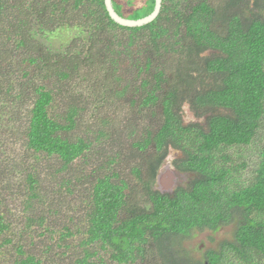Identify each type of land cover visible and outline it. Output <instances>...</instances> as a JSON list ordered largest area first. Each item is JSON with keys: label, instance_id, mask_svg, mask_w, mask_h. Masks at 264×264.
<instances>
[{"label": "trees", "instance_id": "1", "mask_svg": "<svg viewBox=\"0 0 264 264\" xmlns=\"http://www.w3.org/2000/svg\"><path fill=\"white\" fill-rule=\"evenodd\" d=\"M111 1L129 19L155 5ZM222 1L219 8L210 0H162L155 19L132 27L116 23L104 0H0V145L14 141L18 152L10 171L25 186L23 213L41 201V156L63 173L92 151L90 140L74 135L82 110L73 103L57 110L64 98L84 89L97 98L94 110L103 99L117 101L112 118L96 119L111 125L116 139L120 112L149 115L138 137L109 155L128 164L142 156L141 162L125 176L111 171L93 180L82 229L65 227L42 254L21 237L33 223L46 233L47 217L26 215L25 226H13L16 212L1 197L8 183L0 181V249L11 246V264H56L49 252H65L78 232L74 264H99L101 251L115 264H222L227 249L240 264H264V145L246 180L239 177L247 162L232 164L227 153L258 141L264 128V0ZM65 28L76 30L68 44L54 49L41 40ZM183 104L194 121L183 120ZM172 148V164L186 181L160 192L151 183ZM61 187L67 184L58 187L62 198ZM230 224L231 240L207 249L203 261L185 245L196 232Z\"/></svg>", "mask_w": 264, "mask_h": 264}, {"label": "rangeland", "instance_id": "2", "mask_svg": "<svg viewBox=\"0 0 264 264\" xmlns=\"http://www.w3.org/2000/svg\"><path fill=\"white\" fill-rule=\"evenodd\" d=\"M210 1L213 5H216V7L219 8L223 2L222 0ZM138 3L139 0H132L131 5L136 6ZM125 13L126 16L130 15L127 11ZM75 33L76 30L73 29H60L54 35L49 36L48 39L41 37V40L50 48L55 49L68 44L70 40L76 36ZM212 53V51L206 50L203 55H211ZM127 72L129 71L127 70ZM126 79L127 77L125 76L123 82H126ZM126 94L130 95L129 93ZM126 94L124 95L126 96ZM95 102H97V98L92 100L90 93L82 89L77 96H68L64 98L58 105L57 110L61 111V113L64 112L63 109L66 107V105L70 103L77 105L78 108L82 110L81 114L83 113V115H85L84 122L78 126L74 135L90 140V149H92V151H89L90 155L86 156L84 159L75 161L71 165L70 169L64 170L63 173L55 171L57 167L56 160H51V157L44 158L41 156V160L39 161L40 167L43 170L41 177L42 184L40 187L42 188L41 201L38 205L30 208L29 212L23 213L21 211V209H23L24 203L20 201L21 199L19 196L24 192L25 186L18 175L11 173V160H14L15 154L18 153L15 152L16 147L14 145V141H12L11 144L5 146L0 145V181L8 183V190H5L6 194L2 193L1 197L4 199V207L6 209L9 208L12 212H16L14 215L16 218L13 219V226H19L21 222L22 225L25 226L24 223L26 220L24 219L22 221L20 218H26V215L34 217L44 215L47 217L45 225L48 226L49 230L46 233L41 232L42 230L38 228V225L33 223L29 229L30 231L27 229V231H25L21 237L24 241L26 240L27 247L30 249L33 247L34 250L39 254H42L44 244L50 243L52 241V237L55 238V236H58L57 233L61 230H64L65 227H70L73 231H76L81 225L79 231L82 229L83 223L81 218H83L84 212L86 210L84 201L88 199L89 187L91 186V182L93 180L98 178V176L104 175L111 171L121 173L123 176H125L124 174L129 172L132 165L141 162L142 156L141 158L139 156L135 157L132 163L128 160V162L132 164L130 165L124 160L119 162V157H117L116 160H112V157H109V155L112 154L111 156H113V150L115 148L116 150H119L123 144L125 145L126 142H129V139L131 140L132 138H137V134L142 132L143 127L146 126V120L149 115L143 113L125 116L120 112L122 118L120 116L121 124H119L118 130H120L121 138L116 139V134L111 125H107L105 123L100 126L96 119L103 117L112 118L114 113L118 112V103H114L117 101L112 99H103L100 104L101 106H99L97 110H94ZM122 102H124L125 106L128 105L126 100ZM182 115L185 122L195 120V117L192 115L186 104L182 105ZM199 121H202V119ZM157 123H159V120L155 118L152 121L153 127L156 126ZM99 130H103L108 134L99 137L97 136V132ZM132 130H135L136 133L132 134ZM13 133L14 135H12V139L14 137L16 138L15 131H13ZM260 133L261 137L258 138V141L253 142L249 146H237L227 149V153L231 157L232 164L239 163L242 160L247 162L246 171H240L241 175L239 179L241 180H246V178H250L252 175L251 170L256 164L255 158L258 155L257 148L264 145V128H262ZM127 134H131V136ZM3 136L5 138V135ZM94 150L96 153L93 152ZM175 152L176 151L173 148L168 149L162 164L171 161V159H173L176 155ZM165 172H167V176L169 174L175 175L176 178L178 176L176 173L174 174V172L169 168ZM44 174H47L48 177H45ZM1 182L0 184L3 187L5 184ZM232 182L236 183V180L232 179ZM63 183L67 184V190H65L66 187H61L63 190V196L61 198L57 191L59 185ZM151 185H153L155 188L156 186L161 187L159 181L156 179L153 180ZM138 188L135 190L137 194V200L140 202V205H147V202L145 203V195L142 193L141 189ZM234 228V224H230L219 228L215 232H211L210 230L196 232L194 237L190 238L185 243V245L192 251L194 257L203 261V254L207 249H218L220 247V243L223 240H231ZM31 236H33V238ZM80 237L81 234L78 232V234H75L70 239H68L69 247L67 249L65 248V252L63 250L58 251L57 248L51 252L48 251L50 256H52V259L56 260V264H74V259L81 252V247L77 244ZM10 248L11 246L8 245L0 249V264H11L10 259L12 258V252ZM59 252L61 253L59 254ZM225 252L228 259L225 257L222 264H240L237 261L238 258L233 256L228 249ZM99 255L101 256L99 264H115V262L109 257L108 251H101Z\"/></svg>", "mask_w": 264, "mask_h": 264}, {"label": "water", "instance_id": "3", "mask_svg": "<svg viewBox=\"0 0 264 264\" xmlns=\"http://www.w3.org/2000/svg\"><path fill=\"white\" fill-rule=\"evenodd\" d=\"M161 2H162V0H155V5H154L153 11L151 13L147 14L146 16H143V17L137 18V19H129V18L122 17L121 15H119L115 11V9L113 8L111 0H104V4H105L106 10H107L109 16L116 23L121 24L123 26H132V27L133 26H141V25L146 24V23L152 21L153 19H155L156 16L158 15L159 11H160ZM169 162L170 161L166 162L165 164H162V167L160 168L162 170L160 172H163L164 169L166 171L169 168ZM168 176H172V175L169 174Z\"/></svg>", "mask_w": 264, "mask_h": 264}, {"label": "flooded vegetation", "instance_id": "4", "mask_svg": "<svg viewBox=\"0 0 264 264\" xmlns=\"http://www.w3.org/2000/svg\"><path fill=\"white\" fill-rule=\"evenodd\" d=\"M175 158L171 159V161L169 162V169L171 171L174 172V174L176 173L177 178L175 175L172 174L171 176H167V172L165 173V169L163 170V172H160L162 169H160L162 167V164L160 165L159 169L157 170L156 176L154 177V179H156L157 181H159V184L161 187H157L156 188L152 185L153 189H157L160 192H169L171 193L173 191V189L179 185L182 181H186L185 180V176H182L178 171H176L174 165L172 164V161ZM162 173V174H161ZM166 175V176H165ZM187 176V175H186ZM169 182V183H168ZM172 186V187H171Z\"/></svg>", "mask_w": 264, "mask_h": 264}]
</instances>
